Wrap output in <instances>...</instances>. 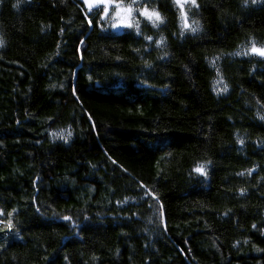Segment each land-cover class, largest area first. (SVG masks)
I'll return each mask as SVG.
<instances>
[{
  "label": "trees",
  "instance_id": "trees-1",
  "mask_svg": "<svg viewBox=\"0 0 264 264\" xmlns=\"http://www.w3.org/2000/svg\"><path fill=\"white\" fill-rule=\"evenodd\" d=\"M15 4L0 0V264H264V0L185 3L201 28L183 35L174 0H141L164 22L138 17L139 34L78 0Z\"/></svg>",
  "mask_w": 264,
  "mask_h": 264
},
{
  "label": "snow or ice",
  "instance_id": "snow-or-ice-1",
  "mask_svg": "<svg viewBox=\"0 0 264 264\" xmlns=\"http://www.w3.org/2000/svg\"><path fill=\"white\" fill-rule=\"evenodd\" d=\"M253 3L256 2V0H252ZM84 3L89 5V8L91 10V7L93 5H99V4H103L105 5L104 7V16L101 17V19H104L107 15H108V11H109V6L115 4L116 5V9H117V16H119L122 12L127 14L126 19L123 21L128 27L133 26V22L135 23V27L137 29V34H139V21H134V18L132 17V12L134 11V9L132 8L131 5L128 6H123L120 3V0H84ZM133 3H136V0H133ZM174 3L180 5L181 7V35L184 34L183 29L188 28L190 29L191 32L195 33L198 30H200L201 25L199 23L198 20H193L191 25L188 24L187 22V16L186 14L183 12V5L185 3H190L193 6L198 7V5L196 4V0H174ZM244 3L247 4L248 0H244ZM13 7H19V0H17V4L13 5ZM137 11L140 12V14L144 17H146L149 21L152 22V26L153 27H158V23H163V17L160 15V13L156 10H149L147 7L143 8V9H136ZM89 24H91V20H89ZM117 25L114 23L113 27H116ZM146 40L151 41L152 37L151 36H146L145 37ZM165 37L163 35L160 36V39L156 41L157 46H161L164 43ZM5 45V41L3 39L2 36H0V47H3ZM250 52L252 54H257L261 57H264V46H257V42L255 39L251 40V48H250ZM241 53L237 52L235 53V55H240ZM165 55H167V53H165ZM219 75V71L217 73ZM219 91L222 92H227L228 91V86L227 84L224 85V87L222 89H220ZM262 120H264V116L260 117ZM72 133L71 131H68L67 135H64V130H61L60 132L57 133H53L54 137H60L61 139L67 141L70 137H71ZM240 143L242 144L243 141L241 140ZM205 168H206V163H198L196 165V167L194 168V171L197 173H200L202 175H206L205 172ZM243 191V190H241ZM127 199V198H126ZM15 211V210H13ZM0 215H3L2 210H0ZM8 216L11 217L12 213H8ZM64 220L68 221L71 218L65 216L63 218ZM0 223H3L2 220H0ZM5 227L9 230L12 229L13 227V223L12 220L9 218L7 221V224L5 225ZM253 227H255V225H253Z\"/></svg>",
  "mask_w": 264,
  "mask_h": 264
},
{
  "label": "rangeland",
  "instance_id": "rangeland-1",
  "mask_svg": "<svg viewBox=\"0 0 264 264\" xmlns=\"http://www.w3.org/2000/svg\"><path fill=\"white\" fill-rule=\"evenodd\" d=\"M140 2L141 0H136V3H133V0H131L129 2V4H122L123 6H128V5H131L132 8L134 9V11L132 12V17L134 18V21H136V19L138 17L140 18H144L146 21H149L146 17L142 16L140 14L139 11H137L136 9H143L144 7L140 6ZM177 8L181 14V7L180 5L177 4ZM102 9H100L99 11H97L99 14L102 13L101 11ZM183 12L185 13L184 11V5H183ZM127 17V14L126 13H121L119 16H117V9H116V6L114 7V9L109 13V15L106 16V18L103 20L105 21V27L106 28H109L110 30L112 31H122L123 29H127L129 28L123 21L126 19ZM151 22V21H149ZM116 24L117 26L116 27H113V24ZM182 23V21H181ZM133 26L135 27V23L133 22ZM132 27V26H131ZM136 28V27H135ZM186 29V28H185ZM264 46V45H262ZM260 47V46H258ZM257 55V54H256ZM259 56V55H258ZM261 57V56H260ZM264 58V57H262ZM1 248V247H0Z\"/></svg>",
  "mask_w": 264,
  "mask_h": 264
},
{
  "label": "water",
  "instance_id": "water-1",
  "mask_svg": "<svg viewBox=\"0 0 264 264\" xmlns=\"http://www.w3.org/2000/svg\"><path fill=\"white\" fill-rule=\"evenodd\" d=\"M78 1H80V2L83 4L84 8L87 10L88 13H90V12L93 11V10L102 9L103 11H102V13H101V15H100V20H104V19L106 18V17H105L104 19H101V17L104 16V7H105V5H103V4L93 5V6L91 7V10H90L89 5L85 4V3H84V0H78ZM114 5H115V4L109 6V11H108V13L110 12L111 7L114 6Z\"/></svg>",
  "mask_w": 264,
  "mask_h": 264
},
{
  "label": "flooded vegetation",
  "instance_id": "flooded-vegetation-1",
  "mask_svg": "<svg viewBox=\"0 0 264 264\" xmlns=\"http://www.w3.org/2000/svg\"><path fill=\"white\" fill-rule=\"evenodd\" d=\"M100 9H98L97 11H99Z\"/></svg>",
  "mask_w": 264,
  "mask_h": 264
}]
</instances>
